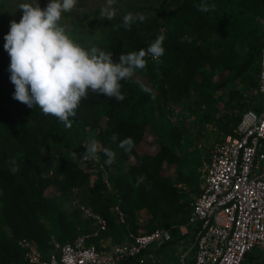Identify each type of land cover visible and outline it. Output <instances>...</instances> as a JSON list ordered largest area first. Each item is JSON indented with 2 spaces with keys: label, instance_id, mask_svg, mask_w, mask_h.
Masks as SVG:
<instances>
[{
  "label": "trees",
  "instance_id": "obj_1",
  "mask_svg": "<svg viewBox=\"0 0 264 264\" xmlns=\"http://www.w3.org/2000/svg\"><path fill=\"white\" fill-rule=\"evenodd\" d=\"M152 1L155 9L150 6ZM200 3L145 0V6L132 7L111 20L101 18L97 9L95 19L76 25L88 33L78 36L70 30V38L86 50L94 46L112 52L114 62H119L122 52L147 49L161 35L165 51L160 63L146 56L145 69L120 82L123 101L89 90L75 109L76 115L69 118L72 127L67 129L56 117L13 98L15 88L8 72L10 57L4 49V37L10 22L18 21L8 17V6L0 0V264H27L28 250L20 245L23 241L36 246L47 259L54 242L74 243L80 236H90L88 245L100 249L103 237L121 245L130 233L149 234L174 227L171 242L146 252L145 264H149L153 255L160 259L169 245L186 238L178 226L188 223L194 200L188 199L183 188L200 195L198 168L203 161L184 151L190 144L186 120L175 125L166 113L170 106L190 102L189 109L193 106L205 122L217 116L223 136L235 135L243 113L258 109L253 102L264 49V0H207L216 6L208 12L199 11ZM127 13H142L145 20H137L126 30L122 19ZM141 84L151 93L143 92ZM223 105L228 112L219 117ZM93 132L101 144L97 152L100 163L83 166L81 160ZM113 134L117 135L115 142ZM152 136L161 144L156 155L141 150ZM128 137L134 142L130 152L119 147ZM103 148L115 153V172L105 163ZM132 158L139 163L130 165ZM13 160L19 166L15 174L9 165ZM172 168L176 169L175 177L166 174ZM140 177L144 179L138 183ZM51 187L61 198L46 195ZM73 194L79 207L69 213L61 199ZM82 207L105 218L107 231L99 232L96 222L82 214L78 217ZM116 207L125 214V223L119 222ZM144 214L150 215L146 227L141 224Z\"/></svg>",
  "mask_w": 264,
  "mask_h": 264
},
{
  "label": "built area",
  "instance_id": "obj_2",
  "mask_svg": "<svg viewBox=\"0 0 264 264\" xmlns=\"http://www.w3.org/2000/svg\"><path fill=\"white\" fill-rule=\"evenodd\" d=\"M259 91L264 94V49ZM97 156L96 160L82 157L81 163L99 164ZM191 208L188 223L178 228L183 236L195 233L188 251L194 264H244L246 256L255 249L264 251V108L245 112L235 135L226 136L215 146L211 162L203 171L201 193ZM81 210L86 219L96 222L99 232L107 231L105 218L84 207ZM115 211L119 222L125 223V214L119 207ZM173 229L130 233L128 241L107 251L88 245L90 236H81L74 243L54 242L47 259L29 241L20 245L28 250L27 264H144L146 252L172 241ZM186 255L182 257L184 264Z\"/></svg>",
  "mask_w": 264,
  "mask_h": 264
},
{
  "label": "clouds",
  "instance_id": "obj_3",
  "mask_svg": "<svg viewBox=\"0 0 264 264\" xmlns=\"http://www.w3.org/2000/svg\"><path fill=\"white\" fill-rule=\"evenodd\" d=\"M115 3L116 0H106L100 11L101 18L111 20L115 17ZM76 4L77 0H49L42 9L38 3L35 6L21 3L22 18L18 23L15 20L10 22V30L4 37V49L10 57L8 72L15 88L13 98L29 108L38 107L43 114L56 117L67 129L72 127L69 118L76 115L75 109L81 99L87 97L89 90L123 101L125 96L121 93L120 82L131 80L137 70L145 69L146 56L150 55L160 63L159 58L165 51L163 35L158 36L147 49L126 54L122 52L119 62L113 61L110 51L94 46L86 50L70 38V29L59 23L62 13L73 11ZM215 7L207 0H201L198 5L201 12L214 10ZM137 20L143 22L145 16L142 13H127L123 16L122 26L130 30ZM141 90L151 93V89L143 84ZM116 140L117 135L113 134L112 141ZM119 147L130 152L134 142L128 137L120 141ZM99 150L98 142L91 139L83 159H98ZM102 150L107 156L105 163L112 164L115 153L108 148ZM9 165L13 174L19 170L14 160ZM143 179L140 177L138 183Z\"/></svg>",
  "mask_w": 264,
  "mask_h": 264
},
{
  "label": "rangeland",
  "instance_id": "obj_4",
  "mask_svg": "<svg viewBox=\"0 0 264 264\" xmlns=\"http://www.w3.org/2000/svg\"><path fill=\"white\" fill-rule=\"evenodd\" d=\"M145 0H116V3L114 5V8L116 9V15L119 13H122L123 11H129L130 8L137 6H145L144 4ZM5 3L8 6V9L5 10L8 13V17H14L19 22L22 18L23 12L19 8V5L21 3H29L32 5H36L37 3L40 5V7L43 9L47 6L49 3V0H5ZM106 0H77L76 7L71 12H64L62 13L61 20L59 21L61 26H67L71 31L76 33L78 36H84L85 33H88L89 31L86 30L84 27H77L76 25L79 23L88 24L91 20L95 19V16L93 15V12L97 9H100L105 5ZM157 7L155 5V2H151L150 6ZM146 10V9H145ZM154 12H152L153 14ZM4 79L7 80V77L4 76ZM218 77H216L215 82H217ZM242 88V86L240 85ZM229 92L230 87H226ZM220 95V93H219ZM257 97V96H256ZM228 99V97H227ZM255 100V99H254ZM191 106L190 102H186L184 104H180L177 106H170V110L167 111V116H169L171 122L175 125H181L183 120H186V126L188 127V136H189V142L190 144L185 146L184 151H189L190 153L197 155L198 157L202 158L203 164L198 168L199 173L201 176L203 175V171L205 170V166L209 164L207 159L212 154V151L214 150L216 144H218V141L221 140L223 137L222 132L220 131V128L218 127L217 123V116L212 122L208 123L205 122L203 119V115L199 113L200 115L197 116V113L195 109H193V106L191 109L189 107ZM194 112V113H193ZM228 112L226 106H222L221 110L219 111L218 116L221 117L223 113ZM103 126H105V121L102 122ZM91 139H95L98 144H101L100 140L97 138V132H93ZM148 142L143 144L142 151H146L150 155H156L161 148V144L159 140H157L155 137H150ZM88 144V142H87ZM86 144V145H87ZM86 149V147H85ZM99 152V151H98ZM188 153V152H187ZM186 154V153H185ZM114 163V162H113ZM110 164L111 166L113 165ZM139 163V160L136 158H132L129 161L130 165H136ZM109 165V164H108ZM128 165L123 166L126 167ZM114 172L117 170L114 166L110 167ZM127 168V167H126ZM95 172H93L94 174ZM166 174L170 177H175L177 175L176 169H167ZM92 179H96L95 175H93ZM106 179V178H105ZM106 181V180H105ZM202 182V180H201ZM94 183V181H92ZM109 187L112 190V186L109 183ZM179 187H183V185H179ZM184 191L189 193L188 199L193 201L198 194H195L192 192V190L188 187L183 188ZM46 195L49 198H61V195H59L56 190L51 187L46 191ZM62 206L64 209L69 212L73 213L77 210L79 207L77 203V199L75 195L73 194L71 197H62L61 199ZM114 212L116 213L115 209ZM77 216H81L80 212H77ZM150 218V215H146L145 220L143 221L142 226H147L148 220ZM195 233H192L191 236L187 237L186 240L182 243V245L186 248L185 251H187L192 245L194 241ZM182 242V240H180ZM175 242L174 244L169 245L165 251L163 252V255H161V259L156 258L155 255H153V260L149 262V264H172L171 262L178 261L179 253H178V245L180 243ZM100 244V250L107 251L111 249L113 246L117 245L113 240H111L108 237H103L102 240L99 242ZM187 244V245H186ZM251 259L245 260L244 264H264V251L261 249H255L252 253H250ZM187 259L189 257H186ZM250 258V256H249ZM189 260V259H188ZM186 260V264H189V261ZM179 264V263H178Z\"/></svg>",
  "mask_w": 264,
  "mask_h": 264
},
{
  "label": "crops",
  "instance_id": "obj_5",
  "mask_svg": "<svg viewBox=\"0 0 264 264\" xmlns=\"http://www.w3.org/2000/svg\"><path fill=\"white\" fill-rule=\"evenodd\" d=\"M260 65H261V63H260ZM252 96V95H251ZM254 96H255V98L252 96L251 98L253 99H255L254 100V102H253V104L255 105V107H257L258 109H249V110H253V111H257V112H260L263 108H264V94H262V93H260V91H259V83H258V89H256L255 90V92H254ZM257 96V97H256ZM250 98V97H249ZM248 110V111H249ZM239 111H238V109H237V113H238ZM247 112V111H246ZM245 113V112H244ZM243 113V114H244ZM231 114V113H230ZM243 116V115H242ZM242 119V118H241ZM241 121V120H240ZM240 123V122H239ZM236 130V129H235ZM225 136H223L222 138H221V140L220 141H218V144H220V143H222L224 140H225ZM217 145V144H216ZM211 159H212V154H211ZM211 162V161H210ZM209 162V163H210ZM203 176V175H202ZM202 176H201V180H202ZM201 184H202V182H201ZM199 196V195H198ZM146 215L147 214H144V218H142V220L144 221L145 220V217H146ZM142 224H143V222H142ZM144 225V224H143ZM183 236V235H182ZM189 236H191V234L190 235H188V236H184V237H186L184 240H186L187 239V237H189ZM184 240L182 241V242H180L179 243V245L177 246L178 248V253H179V257H178V261L176 260L175 262H172V264H178L179 263V261L181 262V264H184V263H182V257L185 255V254H187L186 255V257H189L188 259L186 258L185 260H184V262H185V264H186V260H188L189 261V264H193V255L192 254H190L188 251H189V249L187 250V251H185L186 250V248L182 245V243L184 242ZM187 245V244H186ZM161 259V258H160ZM145 264V263H144Z\"/></svg>",
  "mask_w": 264,
  "mask_h": 264
}]
</instances>
